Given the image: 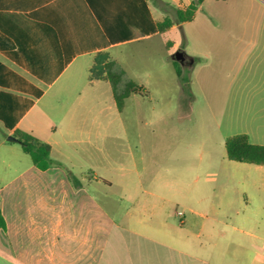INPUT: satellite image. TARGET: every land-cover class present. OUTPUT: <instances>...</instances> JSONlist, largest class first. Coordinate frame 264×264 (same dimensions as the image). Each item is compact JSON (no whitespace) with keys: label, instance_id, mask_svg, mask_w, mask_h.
<instances>
[{"label":"crops","instance_id":"0c3cea01","mask_svg":"<svg viewBox=\"0 0 264 264\" xmlns=\"http://www.w3.org/2000/svg\"><path fill=\"white\" fill-rule=\"evenodd\" d=\"M192 1L0 0V130L47 144L54 162L41 171L20 157L25 169L0 186V264H264V166L231 161L234 170L207 177L154 173L146 185L135 173L119 198L130 203L111 215L80 182L62 189L55 167L74 176L56 151L61 144L103 145L125 130L111 85L90 77L94 57L107 54L145 94L143 82L167 80L152 68L175 73L179 47L167 35L195 18L197 52H183L182 72L196 71L201 92L226 71L221 98L240 102L226 100L219 114L245 122L229 137L244 134L264 146V0H202L191 21H174L171 12ZM222 5L239 20L236 33L219 28ZM164 19L172 25L160 31ZM222 34L228 42L216 39ZM236 35L240 41L231 42ZM142 69L145 81L136 78ZM10 143L2 139L0 147ZM201 180L213 188L201 189Z\"/></svg>","mask_w":264,"mask_h":264},{"label":"rangeland","instance_id":"374dc122","mask_svg":"<svg viewBox=\"0 0 264 264\" xmlns=\"http://www.w3.org/2000/svg\"><path fill=\"white\" fill-rule=\"evenodd\" d=\"M226 10L222 5L218 11L219 28L224 30L231 27L236 33L239 20L228 19ZM171 17L176 21L173 11ZM197 30L198 20L195 18L167 35V38L178 44V50L195 55ZM228 38L224 34L216 35V39L223 43L228 42ZM239 41V35L231 36V42ZM152 69L157 74L156 77L167 75L166 84L162 85L164 81L156 83L155 79L143 82L145 94H132L125 100L122 113L125 124L123 132H114L113 139L103 145L99 143L85 146L75 143L61 144L56 148L57 152L68 159L66 164L79 180L75 181L68 168L57 163L55 167L63 173L60 179L61 188H77L81 183L88 190L87 198L90 197L93 204L100 207L99 211L107 210L109 215L118 203H130L119 202V198L124 187L133 186L135 173L141 174V182L146 185L147 178L154 173L188 171L207 177L206 175L211 176L216 171L234 170V163L225 155L223 139L242 131L245 122L237 121L236 116L229 111L224 115L219 114L221 106L227 100L221 98V90L228 85L227 72L217 75L219 80L215 84L203 82V91L200 92L196 71L187 73L188 70L184 68L186 72L183 76L188 82L179 89V81L172 69L166 68L162 73L156 67ZM168 75L172 77L171 80ZM136 78L145 81L143 69ZM217 86H220V91ZM212 96H215L214 102ZM232 96L233 94L227 102L235 99ZM234 102L239 104L240 100L237 98ZM2 139L4 134L0 130V140ZM10 144L13 147H0V186L9 177L25 169L24 163L18 160L20 157L28 165H32L18 142ZM14 149L15 151H11ZM201 182V189L213 188L210 182ZM0 234L3 238L4 233L1 231ZM0 247L4 249L3 240Z\"/></svg>","mask_w":264,"mask_h":264},{"label":"trees","instance_id":"16d2710c","mask_svg":"<svg viewBox=\"0 0 264 264\" xmlns=\"http://www.w3.org/2000/svg\"><path fill=\"white\" fill-rule=\"evenodd\" d=\"M202 0H193L185 10H176L175 16L178 23L191 21L196 7ZM172 25V21L164 19L158 23V29L164 31ZM175 73L182 85L187 84L184 72H182L178 62H173ZM92 80H106L112 88L113 99L118 111H121L125 100L132 94L142 95L143 89L131 80H128L124 71L105 53H99L94 57V64L90 70ZM7 135H4L6 142ZM11 137L16 139L21 145L22 151L27 154L32 164L39 170L45 171L53 167L54 162L50 158V147L37 140L28 133L20 130L13 132ZM226 156L230 161L237 163H248L264 166V146L253 145L244 134L228 137L224 143ZM72 176V175H71ZM76 181V178L72 176ZM5 224L0 214V228L4 229Z\"/></svg>","mask_w":264,"mask_h":264},{"label":"water","instance_id":"95a60500","mask_svg":"<svg viewBox=\"0 0 264 264\" xmlns=\"http://www.w3.org/2000/svg\"><path fill=\"white\" fill-rule=\"evenodd\" d=\"M182 59H183V51L178 50L175 54V61L180 63ZM8 140L12 142H16V139L11 136L8 137Z\"/></svg>","mask_w":264,"mask_h":264},{"label":"built area","instance_id":"2783aa9c","mask_svg":"<svg viewBox=\"0 0 264 264\" xmlns=\"http://www.w3.org/2000/svg\"><path fill=\"white\" fill-rule=\"evenodd\" d=\"M178 215L180 216L181 214H180V213H178Z\"/></svg>","mask_w":264,"mask_h":264}]
</instances>
